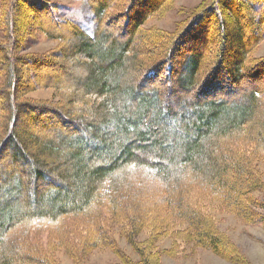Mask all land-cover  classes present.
I'll return each mask as SVG.
<instances>
[{
  "label": "trees",
  "instance_id": "obj_1",
  "mask_svg": "<svg viewBox=\"0 0 264 264\" xmlns=\"http://www.w3.org/2000/svg\"><path fill=\"white\" fill-rule=\"evenodd\" d=\"M173 3L82 0L77 13L70 15V8H66L64 16L65 7L56 1L0 0V157L7 152L13 163L27 160L33 176L24 178L21 166L15 164L0 175V248L8 247V252L0 254V264H57L56 259L41 251L43 245H37L36 238L42 231L55 236L68 231L69 241L77 235L72 231L76 224L83 227L84 236L70 241L67 251L83 257L89 249L111 245L109 249L117 257L111 264H160L156 241L162 233L175 240V231H189L181 238L183 241H193L215 253L221 248L226 252L227 247L230 257H238V246L231 252L233 245H225L208 218L186 202L183 195L188 197L190 190L200 194L203 190L222 199L245 224L264 226V206L259 197L252 195L262 193L263 187L257 168L258 160L264 157V117L258 119V125L251 121L252 110L264 113V81L248 84L251 92L245 106L227 103L224 94L217 98L213 95L240 83L223 65V49L219 56L206 59L199 52L187 51L181 68L173 69L181 65V39L193 25L211 21L220 33L229 30L228 38L242 47L234 75L242 78L240 67L256 72L259 62L252 59L248 63V46L241 44V33L247 32L248 38L255 41L264 37V0H202L178 31L168 33L145 26ZM119 20H123L122 30L128 35L124 42L111 39L107 30V25ZM232 21L233 26L229 24ZM200 31L205 36L208 29ZM33 32L56 41V46L50 50L31 49L35 43ZM156 47L159 55L151 58ZM126 63L135 65L134 77H123ZM40 65L84 67L82 89L92 96V107L83 113L72 108L74 114L68 113L63 106L69 104L66 86L41 74ZM219 66L228 80L212 81ZM223 82L229 84L227 89L220 84ZM150 85L154 87L145 89ZM48 88L56 96L29 95ZM119 92L133 95L135 101L119 103ZM160 100L165 102L154 107ZM180 101L183 103L177 106ZM27 107L59 117L69 135H56V140L39 138L26 126L19 127L21 110ZM33 119L40 122L39 118ZM72 129L82 140L76 147L66 140L75 134ZM241 138L250 144L238 143ZM26 146L33 147L34 152L29 154ZM139 150L152 151L157 158H165L167 164H150L136 155ZM111 157L118 160L113 163ZM47 159L54 160L53 167ZM128 164L149 168L146 175L151 179L170 184L163 187L168 192L166 197L160 193V197L146 201L149 190L144 192L135 183L123 182L127 174L121 168ZM55 170L63 171L70 182L64 185ZM144 177L141 180L146 184L148 178ZM42 179L49 187L45 197L33 186L27 193L31 184L37 187L36 182ZM258 209L263 211H254ZM179 222L184 228H176ZM30 229L34 231L30 234L31 246L20 237L14 238L13 232ZM114 230L134 255L116 244ZM142 231L146 232L144 239Z\"/></svg>",
  "mask_w": 264,
  "mask_h": 264
},
{
  "label": "rangeland",
  "instance_id": "obj_2",
  "mask_svg": "<svg viewBox=\"0 0 264 264\" xmlns=\"http://www.w3.org/2000/svg\"><path fill=\"white\" fill-rule=\"evenodd\" d=\"M51 1H56L57 3L61 4L62 7L63 6L65 7L63 10L64 16H67L66 8H70L68 12L70 15H72L73 13H77L79 11V7H81V3H82V0H51ZM201 1L202 0H174V3L171 8H168L163 15L150 19L145 24V26L146 27L153 26L159 31H165L168 33L175 32L176 30L178 31L183 26V24L185 25L188 22L189 14L195 12L196 7L199 5ZM240 21L242 23V20ZM123 23H124L123 20H119L116 23L107 25L108 27L107 30L111 32V37H110L111 39L117 40L119 42L126 41L128 35L126 33H123L122 30ZM229 24L233 26L235 22L232 21ZM193 26H192L193 29H191V31L181 39V42H183L184 45L182 46L181 44L178 47V51H179L178 55L181 56L180 59L178 60V63H181V65L179 66V64L177 63L178 65L173 66V69L176 70L177 67L181 68L182 63L186 57L185 53L199 52L201 53V55L203 54V59H206L211 56H219L221 50L223 49V54H224L223 65H225L231 78L236 81H240V83H237V85L232 89H230L231 86L229 87V89H227V86L229 84L225 82L220 83V84H224L223 89H227L228 91H221V92L216 91L213 93V95H216L214 97L217 98L218 96L224 94V97L228 98L226 100L227 103L237 102V103L245 104V106H247L248 105L247 96L251 92V87H250L251 85L248 84L249 83L251 84L253 82L252 84L258 85L259 82L264 81V37L260 40L257 39L255 41L248 38L247 32L244 31V33H241L242 34L241 44H244L243 47H245L246 44L248 46L247 53L249 55L247 58L250 59L248 63H250L251 60L254 59L255 62H259L258 63L259 65H258V70L254 73L253 71L255 70L254 69L250 70V67H245V68L240 67L241 72L244 71L243 72L244 75L242 76V78H240L238 77V75H234L235 74L234 71L237 68L236 67L237 59L241 58L242 47L241 45H239V43L237 44L236 42H234L235 41L234 39L228 38L229 30L226 33V29H225V34L220 33L217 29H215L216 25L213 24L211 21H209L208 24L207 23L204 24V22L202 21ZM201 28L208 29L205 36L199 34L201 32L200 31ZM34 41H35L34 45H31L30 48L36 50H44V49L50 50L51 48L55 47L57 44L56 41L46 40L42 34L36 32L34 33ZM159 48H161V46H159ZM159 48L156 47L153 50V54H151L150 56L151 58L153 56L157 57L156 54L158 53L156 52H158V50L156 49ZM146 58H149V56H147ZM125 66L126 67L125 70L123 71V77L125 78L134 77L135 70L133 68L135 65L133 63H126ZM259 67L262 68V70H260ZM39 72L43 75H49L50 81L55 82L58 80L64 86H66L69 104L64 103L63 106L66 109H68V113H70L71 115H73L74 114L73 112L76 110L77 111L81 110L83 113V112H87V110H89L92 107L93 105L92 96L87 95L86 92H84V90L82 89V81L83 78L86 76L84 67L65 65L62 68H58L55 65H45V66L40 65ZM211 72L214 73V70H212ZM211 72H209L208 75H210ZM164 73L165 71L163 68L161 70V76H164ZM215 74L216 75L212 74L213 76L212 81L216 80L217 78L218 80L219 78L225 80L227 79L223 75V68L220 66H219V71L215 72ZM220 84H218L217 86H219ZM151 87L154 86L150 85L148 87H145V89H149V88L151 89ZM29 95L34 97L56 96L53 89L50 88L35 90L29 93ZM117 95L120 99L119 103L123 102L128 104L132 101H135V99L133 98L134 96L133 95L131 96V94L123 95L122 92H119ZM166 96L167 94L165 95V98ZM81 98H84L83 99L84 101H81ZM163 102L165 101L160 100L153 106L156 108L158 106L160 107ZM182 103H183L182 101L178 102L177 106L181 105ZM72 108H75V110L73 111ZM251 113L253 115L251 121L254 124L258 125L257 121L258 119H261V117H264V113L262 115V113H260L259 111H254V110H252ZM33 118H39L40 122L34 121ZM58 120L59 117H52L51 113L37 111L27 107L21 110L19 127L23 126L24 128V126H26V129H28V131L31 134L39 138L53 137L56 140L57 138L56 135H60L64 137L69 135L68 130L63 129L64 128L63 123H59ZM70 131L75 134L74 135L70 134L72 138H67L66 140H69V142L73 143L72 145L76 147L78 146L77 143L82 142V140L80 139L81 137L79 138L80 135L79 132H77V130L72 129ZM169 136L174 138L170 134ZM237 142L242 145L247 143L250 144L247 140H244L243 138L239 139ZM26 149L29 154H32L34 152L33 147L28 148L26 146ZM8 155L9 153L5 152L4 156L0 157V175L2 172L4 173L7 170L11 169L12 166H14L15 164V166L17 167L21 166L23 170L22 171L23 173H21V175L24 178L27 177L33 178V176H31L30 174L31 166L29 162H27V160L24 159L23 162L21 159H19L18 162L13 163L9 159ZM136 155L140 158L143 157L150 164H154V163H162L164 165L167 164L165 158H161V159L157 158L156 156L157 154L152 151L139 150L136 152ZM116 160H118V158H116ZM116 160L114 161L112 160L113 163ZM46 162L49 163V166L53 167L54 160L47 159ZM131 165L128 164L124 166V168H121L122 169L121 171L125 169V172L127 174L125 177L126 179L123 182H130L132 185L133 183H135L136 188L139 189V187H141V189H143L144 192L149 190L146 193L148 197V200L146 201H149V198L160 197V193H161V197L163 198L166 197L168 192L165 193L164 192L165 188L163 187L164 186L169 187L170 184L165 185L164 183L161 182V180L156 181L154 179H151L148 175H146L149 172V168H134ZM257 169L259 170L261 175L259 179L263 183L262 193L253 192L252 195L256 196L257 198L259 197L258 200L264 206V157H261L258 160ZM54 172L56 174L58 173V175L62 178V180H64L62 181L64 185L65 182L66 183L70 182V179L66 176L65 173H63V171L55 170ZM142 176L143 177L145 176L144 178H148L146 179L147 181L146 184H144L143 181L141 180ZM43 182H45L43 179L36 182L37 187L36 184H31V189L30 190L28 189L27 193H30L29 191H32V186H33L34 188H37L39 190L38 194L43 196L45 191L48 190L47 188H49V187H45ZM171 184L173 183L171 182ZM144 186L147 188H144ZM133 187L135 186H132L130 188ZM192 191L193 190L187 192V194L189 195L188 197H186V193H184L183 196L185 197L186 202L187 201L190 202L194 210H196L199 214L205 215L208 218V224L212 223L215 226L217 232L221 234V240L225 245H227L226 243H228L230 246L233 245L231 252H234L235 248H237L236 246H238V248L240 249L239 250L240 255L236 258L230 257L231 254L229 253L230 251L228 250L227 247H224L226 252H223V249L221 248V251L216 253L212 252L211 250L203 249L201 247H198L195 244V242L191 240H189L191 242H186L182 240L184 236L188 235L189 231H187V233L181 231H175L174 232L175 240H173L169 235H163L164 233H162V235H159L156 241L159 250L158 257L160 264H264V226L263 225L261 226V224L259 225L245 224L242 220H240L238 217L235 216L234 212H232L229 208L225 206L222 199H219L216 196H212L203 190L201 194L197 190H195L196 192H192ZM149 192L151 194H149ZM192 193H196V194L192 195ZM7 201L12 202L13 200L9 199ZM254 211H263V210L258 209ZM83 217L84 216H81V219H85ZM181 227L184 228V225H182L181 222H179L176 228L179 229ZM72 231L76 232L77 235L75 237L71 236V240L69 241L66 240L67 238L66 234L68 231H63L59 236H55L54 234L48 233L46 231H42L39 233V235L36 238V242H37L36 244L40 245L41 243L43 245V250L41 251H43V253L48 254L52 258L56 259L57 264H77L76 262H80L82 264H111L117 261V257L109 249L111 248V245H108L109 248L106 247V248L89 249L87 253L83 255V257H81L79 254L77 255L70 254L67 251L69 248L67 247V244L70 241L72 242V240L77 239L78 236L79 237L84 236L83 227L81 228L79 224H76L72 229ZM157 231H161V229H158ZM31 232L34 231L30 229L27 230L26 232H23L22 230V232H13V233H15L14 238L17 239V237H20L22 242L28 243L27 246H31V244L29 243L31 239V235H30ZM115 232H114V237L116 238L115 240L116 244L119 247H124L128 253L133 254L131 248L125 244L124 242L125 240L123 239V237H121L118 234V232L116 233ZM25 234H27L26 237ZM140 236L144 239L146 237V232L145 231L140 232ZM48 237L50 238L49 240ZM4 252H8V247L0 248V254ZM221 252L223 253V256L221 255ZM25 264H32V263H25Z\"/></svg>",
  "mask_w": 264,
  "mask_h": 264
}]
</instances>
